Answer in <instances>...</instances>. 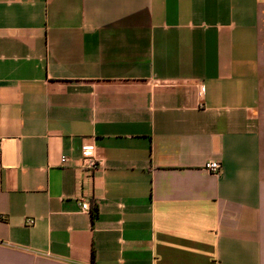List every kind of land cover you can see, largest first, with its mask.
I'll list each match as a JSON object with an SVG mask.
<instances>
[{"label": "crops", "instance_id": "crops-1", "mask_svg": "<svg viewBox=\"0 0 264 264\" xmlns=\"http://www.w3.org/2000/svg\"><path fill=\"white\" fill-rule=\"evenodd\" d=\"M0 264H264V0H0Z\"/></svg>", "mask_w": 264, "mask_h": 264}, {"label": "built area", "instance_id": "built-area-1", "mask_svg": "<svg viewBox=\"0 0 264 264\" xmlns=\"http://www.w3.org/2000/svg\"><path fill=\"white\" fill-rule=\"evenodd\" d=\"M200 91H203L202 87L200 88ZM93 150L94 149L92 146L84 147V149L82 150V155L84 156L83 166L87 169H96L101 164V160L96 157ZM63 160H65V158ZM205 168L210 172L216 173L220 169V163L218 161H209L205 164ZM80 207L82 210H88L90 206L88 202L82 201L80 203ZM27 223L31 225L34 223V220L29 219Z\"/></svg>", "mask_w": 264, "mask_h": 264}, {"label": "trees", "instance_id": "trees-1", "mask_svg": "<svg viewBox=\"0 0 264 264\" xmlns=\"http://www.w3.org/2000/svg\"><path fill=\"white\" fill-rule=\"evenodd\" d=\"M92 213H93V216L96 214V208L95 207L92 208Z\"/></svg>", "mask_w": 264, "mask_h": 264}]
</instances>
